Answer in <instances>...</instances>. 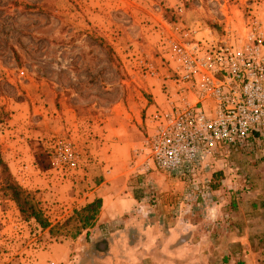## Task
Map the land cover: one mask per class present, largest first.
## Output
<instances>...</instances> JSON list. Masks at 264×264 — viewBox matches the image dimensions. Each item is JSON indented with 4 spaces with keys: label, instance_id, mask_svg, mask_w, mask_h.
Instances as JSON below:
<instances>
[{
    "label": "rangeland",
    "instance_id": "1",
    "mask_svg": "<svg viewBox=\"0 0 264 264\" xmlns=\"http://www.w3.org/2000/svg\"><path fill=\"white\" fill-rule=\"evenodd\" d=\"M224 42L264 43V0H0V158L54 228L25 220L4 196L0 163V264H32L64 240L77 242L78 264H100L90 260L108 254L121 227L80 233L75 211L98 197L113 155L132 157L150 135L143 120L170 88L174 50ZM240 149L242 219L258 222L249 239L253 264H264V139ZM245 240L196 244L179 260L153 251L141 264H221Z\"/></svg>",
    "mask_w": 264,
    "mask_h": 264
},
{
    "label": "crops",
    "instance_id": "2",
    "mask_svg": "<svg viewBox=\"0 0 264 264\" xmlns=\"http://www.w3.org/2000/svg\"><path fill=\"white\" fill-rule=\"evenodd\" d=\"M167 84L169 92L159 91V97L148 106L143 122L149 133L156 127L154 114L157 106L159 110L169 109L175 98L172 83ZM204 104L208 112H214L213 101ZM143 143L134 153L132 150V157L124 161L116 160L118 157L113 155L116 163H111L113 169L107 172L106 180L97 189L103 206L96 224L86 230V234L94 232L97 226L101 229L121 228L119 233L109 235L113 242L103 252L108 254L90 261L109 264L107 257L112 251L117 256L112 264H141L153 251L162 254V258L179 260L181 254L194 249L196 244L204 248L211 241L233 243L237 242L236 238L245 237L243 246L230 249V254L225 250L223 255L253 264L257 254L250 246L249 229L258 222L242 219V175L234 162L241 147L215 145L197 173L190 175L186 171H160L146 160ZM193 179L199 184H193ZM213 182L218 184L212 186ZM75 243V240L51 243L37 253L32 264H78L73 255ZM99 248L102 249L103 245ZM132 259L137 262L132 263Z\"/></svg>",
    "mask_w": 264,
    "mask_h": 264
},
{
    "label": "built area",
    "instance_id": "3",
    "mask_svg": "<svg viewBox=\"0 0 264 264\" xmlns=\"http://www.w3.org/2000/svg\"><path fill=\"white\" fill-rule=\"evenodd\" d=\"M223 44L174 50L166 84L173 83L175 98L155 112V130L143 143L158 169L192 175L215 145L243 148L264 139V43L247 51ZM208 100L213 113L205 109Z\"/></svg>",
    "mask_w": 264,
    "mask_h": 264
},
{
    "label": "trees",
    "instance_id": "4",
    "mask_svg": "<svg viewBox=\"0 0 264 264\" xmlns=\"http://www.w3.org/2000/svg\"><path fill=\"white\" fill-rule=\"evenodd\" d=\"M0 163L2 165V192L4 196L16 203L22 217L25 220H34L42 228H49L51 232L54 231V228L51 227L50 222L39 208L38 203L15 179L13 174L10 172L8 165L1 158ZM102 180V177H100L98 180H96V183L100 184ZM261 205L264 207V200L261 202ZM102 206L103 199L101 197H97L93 201H90L89 203L85 204L80 209L75 211L73 219L77 220L80 223V226L78 228L80 233H82L84 230L92 228L95 225ZM258 238L260 249L262 251V254H264V233L259 234ZM231 260L232 258L230 256L223 255L221 264H245V261H243L241 258H236L235 262L233 263L231 262Z\"/></svg>",
    "mask_w": 264,
    "mask_h": 264
}]
</instances>
